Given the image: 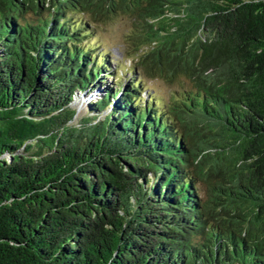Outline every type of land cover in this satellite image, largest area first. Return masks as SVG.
Segmentation results:
<instances>
[{"label":"trees","instance_id":"trees-1","mask_svg":"<svg viewBox=\"0 0 264 264\" xmlns=\"http://www.w3.org/2000/svg\"><path fill=\"white\" fill-rule=\"evenodd\" d=\"M117 13L190 88L105 84ZM0 264H264V0H0Z\"/></svg>","mask_w":264,"mask_h":264},{"label":"rangeland","instance_id":"rangeland-1","mask_svg":"<svg viewBox=\"0 0 264 264\" xmlns=\"http://www.w3.org/2000/svg\"><path fill=\"white\" fill-rule=\"evenodd\" d=\"M88 19L90 21L91 17L89 16ZM91 26L93 29L90 42L98 48L101 47L100 51L108 55L111 76L106 77V85L116 88L131 75H134L145 90L144 94L147 92L150 95L153 94L164 103L171 99L172 92L180 88L191 87L189 81L180 75L176 80L167 81L158 75L148 76L134 66L138 64L140 55L146 48L144 39L137 34V29L140 27L139 23L133 21L128 15L123 13L109 15L99 22L91 23ZM131 70L134 74H131ZM96 90H93L92 93H96L98 96ZM87 98L82 95L74 98L73 106L77 111L84 106ZM172 100L175 102L174 99ZM201 188L204 187L200 186ZM201 193L206 195L207 190L203 189Z\"/></svg>","mask_w":264,"mask_h":264}]
</instances>
